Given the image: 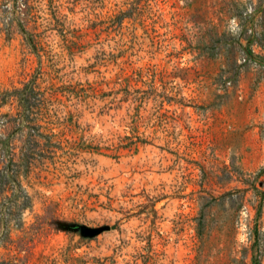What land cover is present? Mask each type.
Instances as JSON below:
<instances>
[{
  "label": "rangeland",
  "instance_id": "rangeland-1",
  "mask_svg": "<svg viewBox=\"0 0 264 264\" xmlns=\"http://www.w3.org/2000/svg\"><path fill=\"white\" fill-rule=\"evenodd\" d=\"M0 264H264V0H0Z\"/></svg>",
  "mask_w": 264,
  "mask_h": 264
},
{
  "label": "clouds",
  "instance_id": "clouds-1",
  "mask_svg": "<svg viewBox=\"0 0 264 264\" xmlns=\"http://www.w3.org/2000/svg\"><path fill=\"white\" fill-rule=\"evenodd\" d=\"M252 11V8H248V12L250 13ZM229 31L232 34H237L239 31V24L236 18H233L232 20L229 21Z\"/></svg>",
  "mask_w": 264,
  "mask_h": 264
},
{
  "label": "water",
  "instance_id": "water-1",
  "mask_svg": "<svg viewBox=\"0 0 264 264\" xmlns=\"http://www.w3.org/2000/svg\"><path fill=\"white\" fill-rule=\"evenodd\" d=\"M106 228H107V226L97 228V229L95 230V232L101 231V230L106 229Z\"/></svg>",
  "mask_w": 264,
  "mask_h": 264
}]
</instances>
